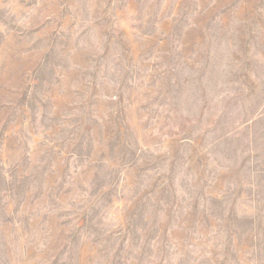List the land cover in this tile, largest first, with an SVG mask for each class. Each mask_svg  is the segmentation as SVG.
Listing matches in <instances>:
<instances>
[{"label":"rangeland","instance_id":"rangeland-1","mask_svg":"<svg viewBox=\"0 0 264 264\" xmlns=\"http://www.w3.org/2000/svg\"><path fill=\"white\" fill-rule=\"evenodd\" d=\"M0 264H264V0H0Z\"/></svg>","mask_w":264,"mask_h":264}]
</instances>
